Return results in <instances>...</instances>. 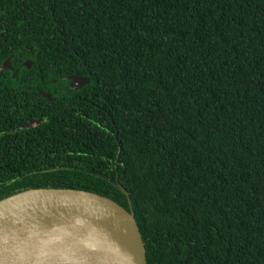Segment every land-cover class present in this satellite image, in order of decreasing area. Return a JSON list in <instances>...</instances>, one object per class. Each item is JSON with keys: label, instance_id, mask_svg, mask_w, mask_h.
<instances>
[{"label": "trees", "instance_id": "1", "mask_svg": "<svg viewBox=\"0 0 264 264\" xmlns=\"http://www.w3.org/2000/svg\"><path fill=\"white\" fill-rule=\"evenodd\" d=\"M8 58L0 200L130 196L149 264H264V0H0Z\"/></svg>", "mask_w": 264, "mask_h": 264}, {"label": "water", "instance_id": "2", "mask_svg": "<svg viewBox=\"0 0 264 264\" xmlns=\"http://www.w3.org/2000/svg\"><path fill=\"white\" fill-rule=\"evenodd\" d=\"M24 65L30 69L33 62ZM11 68L8 58L0 65V78ZM68 79L74 90L91 80L80 74ZM44 97L55 101L50 94ZM121 162L122 146L117 159ZM116 186L129 196L120 183ZM129 198L130 210L111 198L77 189H28L1 199L0 264H149L147 243Z\"/></svg>", "mask_w": 264, "mask_h": 264}, {"label": "flooded vegetation", "instance_id": "3", "mask_svg": "<svg viewBox=\"0 0 264 264\" xmlns=\"http://www.w3.org/2000/svg\"><path fill=\"white\" fill-rule=\"evenodd\" d=\"M10 70H12V68L10 69ZM19 70V69H18ZM14 72H15V70H13V74H14ZM5 74V73H4ZM4 74L1 76V78H0V81L2 80V78H3V76H4ZM14 77V76H13ZM68 77H70V76H67V77H65V78H63V80L65 81V80H68L69 81V85H66V83L61 87V91H60V93L61 94H63V92L65 91V90H69V91H71V90H73V91H76V90H74V89H71V81L68 79ZM15 78H17V77H15ZM9 79H7L6 81H8ZM58 82V80H51V83H53V84H55V83H57ZM24 87H28V86H26V85H24ZM30 87V86H29ZM44 88H46V86H43ZM44 94H48V92H44L43 93V96H44ZM60 94V95H61ZM53 98V97H52ZM55 101H56V98H55Z\"/></svg>", "mask_w": 264, "mask_h": 264}]
</instances>
